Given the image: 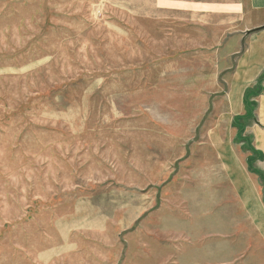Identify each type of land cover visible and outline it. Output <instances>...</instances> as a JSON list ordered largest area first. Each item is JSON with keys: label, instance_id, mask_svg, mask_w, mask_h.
<instances>
[{"label": "rangeland", "instance_id": "obj_1", "mask_svg": "<svg viewBox=\"0 0 264 264\" xmlns=\"http://www.w3.org/2000/svg\"><path fill=\"white\" fill-rule=\"evenodd\" d=\"M244 1L0 0V264H264Z\"/></svg>", "mask_w": 264, "mask_h": 264}, {"label": "crops", "instance_id": "obj_2", "mask_svg": "<svg viewBox=\"0 0 264 264\" xmlns=\"http://www.w3.org/2000/svg\"><path fill=\"white\" fill-rule=\"evenodd\" d=\"M178 11V10H176ZM187 11L191 15L200 16L198 11H252L253 13V24L254 35L253 38L248 41V53L247 56L251 55L255 61V64L259 65V69L255 74V77L248 78V80H256L264 72V0H245L242 3H231V2H193L190 9ZM246 51V50H245ZM261 94H264V77L262 80ZM260 94V95H261ZM261 95V96H262Z\"/></svg>", "mask_w": 264, "mask_h": 264}, {"label": "trees", "instance_id": "obj_3", "mask_svg": "<svg viewBox=\"0 0 264 264\" xmlns=\"http://www.w3.org/2000/svg\"><path fill=\"white\" fill-rule=\"evenodd\" d=\"M263 74H264V72H263ZM260 78H261V79H260ZM259 79H260L259 82H261L262 77L260 76ZM256 87H257V85H256ZM256 87H255V89H256ZM245 91H246V90H245ZM255 93H256V94L261 93V87H260V86H259V88L257 87V89L255 90ZM249 97H250V96H249ZM253 107L255 108V105H254V104H253ZM258 175L260 176L261 179H264V173H258Z\"/></svg>", "mask_w": 264, "mask_h": 264}]
</instances>
